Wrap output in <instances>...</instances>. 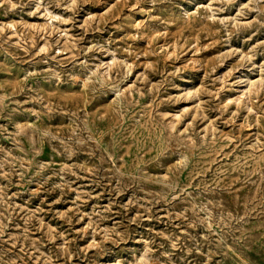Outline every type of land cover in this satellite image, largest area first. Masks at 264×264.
Wrapping results in <instances>:
<instances>
[{"label":"rangeland","instance_id":"rangeland-1","mask_svg":"<svg viewBox=\"0 0 264 264\" xmlns=\"http://www.w3.org/2000/svg\"><path fill=\"white\" fill-rule=\"evenodd\" d=\"M0 264H264V0H0Z\"/></svg>","mask_w":264,"mask_h":264}]
</instances>
